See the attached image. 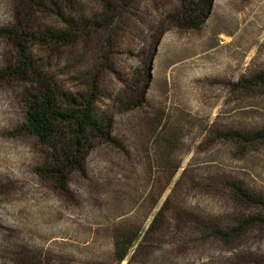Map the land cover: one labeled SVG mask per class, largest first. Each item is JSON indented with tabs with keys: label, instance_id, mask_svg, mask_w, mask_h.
Returning a JSON list of instances; mask_svg holds the SVG:
<instances>
[{
	"label": "rangeland",
	"instance_id": "1",
	"mask_svg": "<svg viewBox=\"0 0 264 264\" xmlns=\"http://www.w3.org/2000/svg\"><path fill=\"white\" fill-rule=\"evenodd\" d=\"M178 8V0H135L123 12L94 69L114 141L94 145L65 193L38 174L44 149L22 129L31 79L2 73L18 55L1 31L21 19L16 0H0V264H126L112 258L115 230L126 228L143 237L133 264H264V88L256 85L264 0H214L197 30L167 18ZM101 37L42 47L32 58L74 94L86 88L78 76ZM139 52L151 74L138 102L127 85L142 67ZM170 121L179 128L181 165L171 173L150 164L154 131ZM229 131L248 140L223 138ZM231 182L263 201L239 203ZM163 205L161 227L145 235ZM239 225L248 226L229 242L213 236L215 227Z\"/></svg>",
	"mask_w": 264,
	"mask_h": 264
},
{
	"label": "trees",
	"instance_id": "2",
	"mask_svg": "<svg viewBox=\"0 0 264 264\" xmlns=\"http://www.w3.org/2000/svg\"><path fill=\"white\" fill-rule=\"evenodd\" d=\"M178 1V10L167 18L186 30L200 29L209 19L214 4V0ZM134 2L135 0H16V10L21 19L19 27L1 31L3 36L13 39L18 55L16 62L5 66L3 75L31 79V88L23 99L22 129L44 149V161L37 166L36 171L59 192L66 193L70 178L84 172L87 157L94 145L114 141L111 121L97 106L99 92L94 81V69L104 60L109 40L123 12L129 10ZM93 32H100L102 37L95 46L93 59L84 64L79 73L78 79L86 85L80 92L73 94L56 87L46 76L43 66L33 61L32 52L35 50L42 47H72L80 41L87 42ZM147 57L145 52H139L137 59L142 67L135 70L127 85L132 100L137 98L138 102L139 98L145 97L151 74L150 60ZM256 83L264 88V73L257 76ZM222 137L248 140L237 131L223 133ZM179 138V128L171 121L154 131L152 144L155 146L153 149L156 157L152 159L151 167L155 162L158 167L170 173L181 168L180 163L174 160L179 148ZM228 189L235 200L243 205L263 201L234 182L229 184ZM164 212L163 205L145 235L161 227ZM253 220L250 218L249 224ZM239 226L241 227L238 229L230 226L215 227L213 236L229 242L248 225ZM142 239L141 230L137 228L115 230L112 252L114 261L133 264L134 256L144 246Z\"/></svg>",
	"mask_w": 264,
	"mask_h": 264
}]
</instances>
